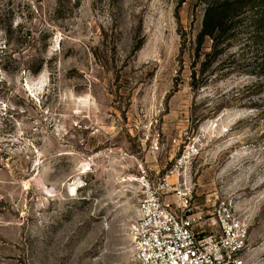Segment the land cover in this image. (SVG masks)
<instances>
[{
    "label": "rangeland",
    "instance_id": "374dc122",
    "mask_svg": "<svg viewBox=\"0 0 264 264\" xmlns=\"http://www.w3.org/2000/svg\"><path fill=\"white\" fill-rule=\"evenodd\" d=\"M206 8L0 0V264H135L141 167L232 200L264 264L263 53L200 42Z\"/></svg>",
    "mask_w": 264,
    "mask_h": 264
},
{
    "label": "built area",
    "instance_id": "2783aa9c",
    "mask_svg": "<svg viewBox=\"0 0 264 264\" xmlns=\"http://www.w3.org/2000/svg\"><path fill=\"white\" fill-rule=\"evenodd\" d=\"M141 172L144 180L136 182L142 194L129 231L135 264H248L249 231L232 200L211 195L200 210L188 180H145L143 167Z\"/></svg>",
    "mask_w": 264,
    "mask_h": 264
},
{
    "label": "trees",
    "instance_id": "16d2710c",
    "mask_svg": "<svg viewBox=\"0 0 264 264\" xmlns=\"http://www.w3.org/2000/svg\"><path fill=\"white\" fill-rule=\"evenodd\" d=\"M241 27L247 28L261 47L263 55L256 63L264 73V0H207L199 41L208 38L217 48Z\"/></svg>",
    "mask_w": 264,
    "mask_h": 264
}]
</instances>
